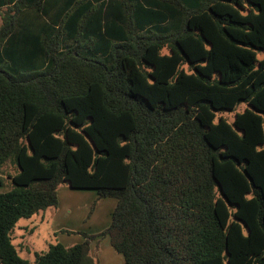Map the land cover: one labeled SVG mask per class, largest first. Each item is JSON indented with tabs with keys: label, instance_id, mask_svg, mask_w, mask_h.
I'll return each instance as SVG.
<instances>
[{
	"label": "trees",
	"instance_id": "trees-1",
	"mask_svg": "<svg viewBox=\"0 0 264 264\" xmlns=\"http://www.w3.org/2000/svg\"><path fill=\"white\" fill-rule=\"evenodd\" d=\"M0 16V264H99L107 237L126 264H264V0H0ZM65 184L114 199L111 223L31 263L13 233Z\"/></svg>",
	"mask_w": 264,
	"mask_h": 264
},
{
	"label": "rangeland",
	"instance_id": "rangeland-1",
	"mask_svg": "<svg viewBox=\"0 0 264 264\" xmlns=\"http://www.w3.org/2000/svg\"><path fill=\"white\" fill-rule=\"evenodd\" d=\"M2 25V18L0 16V27ZM243 108H241L242 110ZM225 117L228 118V120L231 122L233 120V114H225ZM6 172L10 173V174H15L16 170L14 167L9 166L8 168H6ZM66 189L65 193L71 194L73 195L74 199H72L71 201V197H67L64 198V195H62V198H64L63 200V207H66L65 209H63L64 211V216L63 218L60 219V221H56L55 223L52 221L51 219V215L53 213V211L55 210H47L43 213H41L40 216L34 217L32 219H23L19 222L17 229L14 232V235L16 237H20V236H24L25 234V239L22 240L23 241V250H20V255L22 257H24L25 259H27L29 262H33L34 261V252H38V250H41L42 248H44V242L48 240V237H45V229L47 230L48 225H47V220L50 218V222L52 225L54 226H59V228H61V230H68V231H72L75 232L74 234H72L71 236L68 235L66 236L65 234L61 233L60 231L57 232L55 235L52 234V236H55L56 239L58 240H62V242H64L65 244H67L69 242V244H71L72 246L75 244L79 243L80 240V236L83 233L89 234V235H93V234H98L99 232H101V230H103L105 228V226L108 224V221L110 220L111 217V209L109 212V206H102L103 203H108L106 201H113V199H94L92 201L91 197H87V203L85 202H81L83 201L82 198H80V195H85V196H90V192H86L88 194H80V191L83 190H77V189H73L68 185H63L60 187L61 189ZM10 189V181L7 179L6 180V187L0 189V192H5L7 190ZM61 194H64V191L61 190ZM70 201V202H68ZM101 201H103L101 203ZM68 202V203H67ZM97 202L95 209L93 210V212L91 213L92 210V206L93 203ZM68 204V205H67ZM102 204V205H101ZM70 205V206H69ZM101 205V206H100ZM73 208H72V207ZM102 207H106L107 214L106 216L103 215ZM45 216V221L43 222L40 217L41 216ZM103 216V218H105L107 220L106 223L103 224V220L101 221V223L99 222V219H101V217ZM41 220V227H39V234L34 235V237L36 239L33 238V236L28 235L23 229L24 226H26L25 228L31 229L32 228V222L35 221H40ZM97 222L99 225H97ZM101 224V225H100ZM105 230V229H104ZM103 230V231H104ZM79 232V233H77ZM97 232V233H96ZM61 237V238H60ZM32 239V240H31ZM54 240V238H53ZM31 241L36 243V247L32 246ZM67 241V242H65ZM98 242V243H97ZM18 243H21V241L19 239H16L14 241V244H16L18 246ZM69 245V246H71ZM92 253L94 256H96L99 260V264H103V260L107 261L110 260L112 261L111 264H126L125 260L123 258V256L121 254H119L111 245L109 238L107 237L106 239L104 238H97L95 241H93V247H92ZM115 253V255H114ZM113 256V257H112ZM103 258V259H102Z\"/></svg>",
	"mask_w": 264,
	"mask_h": 264
},
{
	"label": "crops",
	"instance_id": "crops-1",
	"mask_svg": "<svg viewBox=\"0 0 264 264\" xmlns=\"http://www.w3.org/2000/svg\"><path fill=\"white\" fill-rule=\"evenodd\" d=\"M116 10H117V12H119V7H116L115 8ZM116 14H122V13H116ZM61 190H63L64 191V194H61ZM60 190V188H59V190H58V196H59V206H58V208L57 209H53V210H55V211H53V213H52V215H51V219H52V221L55 223L56 221L58 222V221H60V219L61 218H63V216H64V211H63V209H65L66 207H63V200H64V198H67V197H71L70 199H71V201H72V199H74V197H73V195H71V194H68V193H65L66 191V189L64 188V189H61ZM81 193L80 194H88V193H86V192H90L89 194H90V196H85V195H80L81 197L80 198H82L83 199V201H81V202H85V203H87V197H91V200L90 201H92V200H94V199H98V195H97V193L95 192V191H86V190H83V191H80ZM62 195H64V198H62ZM69 195V196H68ZM67 196V197H66ZM68 202H70V201H68ZM67 202V203H68ZM103 201H101V203H102ZM106 202H108V203H103V205L102 206H109V212H110V209H111V212H110V214L112 215V213H113V211H114V209H115V207H116V201L113 199V201H106ZM68 205V204H67ZM100 205V206H101ZM70 206V205H69ZM72 207V206H71ZM106 207H102L103 208V210H102V212H104V213H102L103 215H105L106 216V214H107V211H108V209L106 210ZM73 208V207H72ZM52 210V209H51ZM40 216V215H39ZM40 219L44 222L45 221V216H41L40 217ZM41 220L40 221H35V222H32V228L31 229H28V228H25L26 226H24L23 228H21V229H25L24 231L28 234V235H31V236H33V238L34 239H36L35 237H34V235H36V234H39L38 232H39V227H41ZM104 221L103 222V224L104 223H106L107 222V220L105 219V218H103V216L101 217V219H99V222L101 223V221ZM56 222V223H57ZM110 223H111V217H110V220L108 221V224L105 226V228L104 229H106L109 225H110ZM47 225H48V228H47V230L45 229V237L47 238L48 237V240L47 241H45L43 244H44V248H42L41 250H38V252H34V253H41V252H45V251H47L48 250V247H49V245H50V243H52V242H54L55 241V239H56V237L55 236H52V234L53 235H55L57 232H59L60 230H61V228H59V226H54V225H52L51 224V222H50V218L47 220ZM97 225H99L98 224V222H97ZM101 225V224H100ZM19 228V227H18ZM17 229V228H16ZM15 229V230H16ZM103 229V230H104ZM103 230H101V232L103 231ZM15 232V231H14ZM97 233V232H96ZM100 233V232H99ZM66 235V234H65ZM66 236H68V235H66ZM71 236V235H70ZM81 238H80V240H79V243H81V242H83L84 240H85V238H84V236H82V235H79ZM53 238H54V240H53ZM61 238V237H60ZM16 239H19L20 241H21V243H18V246L16 245V247L18 248H20V250H23V248L24 247H22L23 246V241L22 240H24L25 239V234H24V236H20V237H16L15 235H14V233H13V242L16 240ZM104 239H106V238H104ZM32 240V239H31ZM57 240V239H56ZM62 244H64L65 246H67V247H70L69 245H71V244H69V242L67 243V244H65L64 242H62V240L60 239L59 240ZM110 241V240H109ZM65 242H67V241H65ZM31 243H32V246L33 247H36V243L35 242H33V241H31ZM98 243V242H97ZM72 246V245H71ZM92 247H93V243H92ZM19 248H18V250H19ZM20 252V251H19ZM35 255V254H34ZM114 255H115V253H114ZM113 257V256H112ZM103 259V258H102ZM34 260H35V256H34ZM34 262V261H33ZM33 262H31V263H33ZM112 263V261H110V260H107V261H105V260H103V264H111Z\"/></svg>",
	"mask_w": 264,
	"mask_h": 264
}]
</instances>
